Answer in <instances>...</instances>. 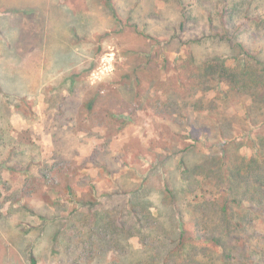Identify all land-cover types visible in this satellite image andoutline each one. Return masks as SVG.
<instances>
[{
    "label": "rangeland",
    "instance_id": "rangeland-1",
    "mask_svg": "<svg viewBox=\"0 0 264 264\" xmlns=\"http://www.w3.org/2000/svg\"><path fill=\"white\" fill-rule=\"evenodd\" d=\"M110 1L0 0V264H264V211L215 221L207 157L264 135L254 88L207 68L262 77L264 0H229L230 41L226 0Z\"/></svg>",
    "mask_w": 264,
    "mask_h": 264
},
{
    "label": "trees",
    "instance_id": "trees-1",
    "mask_svg": "<svg viewBox=\"0 0 264 264\" xmlns=\"http://www.w3.org/2000/svg\"><path fill=\"white\" fill-rule=\"evenodd\" d=\"M224 2L217 16V22L223 35L230 41L231 37L235 35L233 33L236 32L238 28H236L237 22L235 23L234 20H232V14L236 12L237 8L236 5L230 3L229 0ZM105 4L109 7L111 12L115 14L111 1L105 0ZM244 15L248 18L249 22L255 20V17L249 13H245ZM208 21L210 23L213 22L210 15H208ZM207 68H211L212 74L217 75L218 78H224L226 81L225 83L229 85L231 91L238 93V91L248 90V86L254 88V91L248 95L251 98L249 110L253 107L254 109L256 108L254 104L260 103V101L264 102V74L260 77L249 73V80V78L245 77L247 73L244 69L240 70L237 66L231 67L224 62H222L221 66L210 64ZM238 76H243L244 82L249 80L254 83L250 82L248 85L239 86L237 81ZM245 115L248 118L250 113L246 111ZM221 135L222 134H220V136ZM232 137L233 136L227 139L229 140L228 142L235 143L238 145V148L243 146L242 141H237ZM227 147L223 149L224 152L220 155L213 154L207 156L209 157V162L214 164L210 166L211 169L217 165L221 166L218 167V170L221 171L219 175L221 179H219L217 186L222 187L220 192L224 189L222 193L214 197L215 199L213 198L214 201L211 202L210 208L214 217H217L215 221L219 218L217 213L218 215L222 214V220L226 222V226L227 224L234 223L236 228L242 231L246 225L243 224L246 215L253 214L255 216L258 215V211H264V135L258 137L257 142L253 145L255 153L248 157L245 156L241 160H238V157H232L231 154L227 152ZM180 167L182 168V178H192L195 182H198L196 179V175L198 174L197 170L202 168V170L206 169L200 164H195L189 168L184 160L180 161ZM239 183H241L240 188H238ZM170 198L172 199V195H170ZM235 208H238V210ZM176 224L180 229L178 243L183 244L186 230L184 229L183 214L178 208L176 209ZM210 239L217 243V238L215 236H211ZM32 261L34 262V259H32Z\"/></svg>",
    "mask_w": 264,
    "mask_h": 264
}]
</instances>
